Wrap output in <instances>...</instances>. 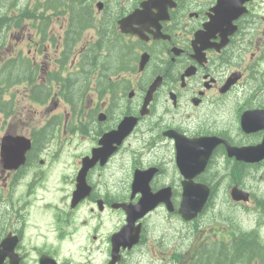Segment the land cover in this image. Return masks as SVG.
<instances>
[{"label":"flooded vegetation","instance_id":"flooded-vegetation-1","mask_svg":"<svg viewBox=\"0 0 264 264\" xmlns=\"http://www.w3.org/2000/svg\"><path fill=\"white\" fill-rule=\"evenodd\" d=\"M261 40L264 0H0V151L17 159L0 162V264H119L151 214L193 219L187 185L213 219L230 208L217 257L264 264L245 208L264 214V158L229 154L263 141L241 127L264 114Z\"/></svg>","mask_w":264,"mask_h":264},{"label":"rangeland","instance_id":"rangeland-1","mask_svg":"<svg viewBox=\"0 0 264 264\" xmlns=\"http://www.w3.org/2000/svg\"><path fill=\"white\" fill-rule=\"evenodd\" d=\"M261 42H264V40H261ZM255 58L256 56L251 59V65L254 64ZM82 70L83 74L88 76L87 67ZM261 73L263 75L264 68H262ZM83 74L81 75L83 76ZM259 85H262V90L264 91V80L260 79L257 87ZM119 87L120 85H117L115 88ZM246 143L244 142V144ZM135 148H138V153L141 154L147 150L146 147L140 148L136 142L133 144V149ZM130 166L132 167V165ZM212 179H209L210 185ZM232 179L234 177H231L228 181ZM172 183L178 182L172 181L169 185ZM245 185L247 187L250 186L253 191L263 190L256 187L254 183L246 182ZM221 196L227 199L225 189L222 191ZM245 208L252 210L253 223L264 217V214H261V208L258 203L245 206ZM229 211L230 208L226 206L219 210L215 209L216 217L213 219V205L211 201H208L200 216L189 221H183L177 215L169 216L164 212L151 214L148 221H143V235L140 245L131 251L125 252L119 264H225L226 255L220 259L221 254L219 253L217 257V251L212 247L215 246L214 243L227 244L231 242L229 236L235 233V230L229 226L227 221V216L230 214ZM120 220L119 214L114 218H107L106 231H113L119 225ZM246 229L249 228L247 227ZM232 238L234 239L233 235ZM235 243H237V240L234 239ZM166 252L168 254L165 256L164 253ZM206 254L210 260L206 257ZM228 255V258H233L231 250ZM106 257L108 258L107 253ZM248 257L250 255H243L240 259L243 263L239 264H254V261H246Z\"/></svg>","mask_w":264,"mask_h":264},{"label":"water","instance_id":"water-1","mask_svg":"<svg viewBox=\"0 0 264 264\" xmlns=\"http://www.w3.org/2000/svg\"><path fill=\"white\" fill-rule=\"evenodd\" d=\"M215 26H217L216 22H214L210 25L211 28H213ZM247 118L248 117H246V116H243L241 118V126L243 129H245V124H246ZM253 120L258 123L257 127L264 129V114L263 113H256L254 115ZM229 154L234 155L237 159L244 160V161H249V162L259 161L260 159L264 158V137H263V141L261 142V144H259L257 146L244 147V148H240V149L234 148V149H232V151H229ZM188 186H190V185H187V188L184 189V192L182 195L183 200H182L181 207L190 209L189 206L191 204H193L192 209L195 212H197L198 210H200L202 202L199 204V206H196L194 204L195 200L192 198V190L189 189ZM194 187L196 189H202V187H199V186H194Z\"/></svg>","mask_w":264,"mask_h":264},{"label":"trees","instance_id":"trees-1","mask_svg":"<svg viewBox=\"0 0 264 264\" xmlns=\"http://www.w3.org/2000/svg\"><path fill=\"white\" fill-rule=\"evenodd\" d=\"M114 51H118L117 49H115Z\"/></svg>","mask_w":264,"mask_h":264}]
</instances>
